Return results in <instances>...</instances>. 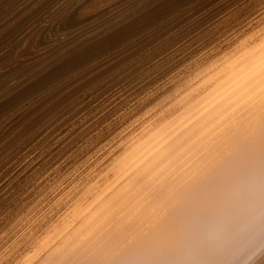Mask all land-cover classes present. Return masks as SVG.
<instances>
[{"label": "bare ground", "instance_id": "bare-ground-1", "mask_svg": "<svg viewBox=\"0 0 264 264\" xmlns=\"http://www.w3.org/2000/svg\"><path fill=\"white\" fill-rule=\"evenodd\" d=\"M157 2L61 0L1 55L0 264H264V0L42 100Z\"/></svg>", "mask_w": 264, "mask_h": 264}, {"label": "rangeland", "instance_id": "rangeland-1", "mask_svg": "<svg viewBox=\"0 0 264 264\" xmlns=\"http://www.w3.org/2000/svg\"><path fill=\"white\" fill-rule=\"evenodd\" d=\"M8 1V2H7ZM14 1V2H13ZM17 1V3H16ZM20 1V2H18ZM55 0H0V57L1 55L5 54L6 50H12L14 44H17V41L20 37V35L24 34L26 31H28V29H30L31 27L34 26V24H37L38 22L41 21V19H43L45 17V15L47 16V14H49L51 12V10L53 9V7H55L58 3H60L61 0H56L55 3H53ZM158 1L157 3H155L154 5L152 6H148L145 10L146 11H141L140 13L138 12L137 15H135V17L132 19V20H129V23H127L129 26L126 27L124 29V27H121L120 29H118L117 31L122 30L119 32V35H122V36H119L118 33L115 37H113L110 41L108 42H105V44H102L100 46H98L99 49H95L94 51H90L88 53H84L78 57H76V59L74 61H72V66L74 67H77L78 69L74 70L75 72H71L72 74L69 76L65 75V77L61 78V81L57 80V83L54 82L53 85L51 86V89L49 88L47 90V92H43V99H46L48 98V95L46 94H49L50 92L48 91H53L52 93L55 94V93H59L61 91H59V87H61L63 85V89H67L69 87V85L71 83H73V81H76L78 80L79 78L81 77H84L83 75L86 73L87 75L90 73V72H93V71H97V70H100V69H103V68H107L108 66H111L112 63L115 64L117 62H119L120 60H127L128 57L130 56L132 59H137L139 57L142 58L144 57L143 55L147 54L149 51H152V49L150 50V47L153 48L154 50V47L156 45V43L158 42L157 40H160L162 42V40L164 41L165 39L167 40V36H171L174 32H177V31H180V30H183L185 31V29L191 25V23L193 24L194 21L196 22L197 20L200 19V17H203L206 13H209L211 11H213L214 9H216L215 7L217 6V8L219 6H222L226 0H218L216 2V0H156ZM163 1V2H162ZM183 1V3H182ZM211 1V2H210ZM213 1L214 4H213ZM11 2H13V4H11ZM27 2V3H26ZM30 2V4H28ZM37 3V4H34V3ZM44 2H45V5H44ZM48 2V3H47ZM162 2V4H161ZM211 3V5L209 4ZM217 3V4H216ZM219 3V4H218ZM221 3V4H220ZM9 8H8V6ZM17 4V5H16ZM27 4V5H26ZM40 4V5H39ZM49 4V5H48ZM158 4V5H157ZM206 4V5H205ZM213 4V5H212ZM16 7H15V6ZM24 5V6H23ZM34 5L35 6V10L32 8V6ZM48 5V6H47ZM54 5V6H52ZM173 5V6H172ZM175 5V6H174ZM210 5V7H209ZM215 5V7H213ZM14 6V7H13ZM21 6V7H20ZM33 6V7H34ZM37 6V7H36ZM50 6V7H49ZM164 6V7H163ZM12 7V8H11ZM52 7V8H51ZM183 7V8H182ZM206 7V8H205ZM213 7V8H212ZM7 9V10H4V9ZM15 8V9H14ZM19 8V9H18ZM153 8V9H151ZM182 8V9H181ZM192 8V9H191ZM204 8V9H203ZM17 9V10H16ZM30 9V10H28ZM32 9V10H31ZM51 9V10H49ZM3 10V11H2ZM24 10V11H23ZM175 12H174V11ZM206 10V11H205ZM209 10V11H208ZM26 11V12H25ZM30 11V12H29ZM160 11V12H159ZM165 11V12H164ZM172 11V12H171ZM177 11V12H176ZM190 11V12H189ZM199 13H197V12ZM200 11L202 13H200ZM205 11V13H203ZM33 14H32V13ZM36 12V13H35ZM162 12V13H161ZM171 12V13H169ZM18 15H17V14ZM31 13V14H29ZM40 13V14H39ZM47 13V14H46ZM157 13V14H155ZM178 13V14H177ZM2 14V15H1ZM6 14V16H5ZM35 14V15H34ZM39 14V15H38ZM160 14V15H159ZM177 14V15H176ZM183 14V15H182ZM190 14H193L191 16H188ZM10 15V16H9ZM27 15V16H25ZM30 15V16H28ZM36 15L38 17H36ZM155 15V16H154ZM175 15V16H174ZM188 18H187V16ZM4 16V17H3ZM23 19H21L22 17ZM34 16V17H33ZM179 16V17H178ZM186 16V17H184ZM193 16V17H192ZM9 17V18H8ZM15 17V18H14ZM17 17V18H16ZM173 17V18H172ZM191 17V18H190ZM30 20H29V19ZM35 18V19H34ZM38 18V19H37ZM154 18V19H153ZM5 19V20H4ZM34 19V20H33ZM37 19V20H36ZM40 19V21H39ZM146 19V20H145ZM187 19H191L189 21L186 20V22L184 23V21ZM8 20V22H7ZM13 20V21H12ZM16 20V21H14ZM18 20V21H17ZM37 22H36V21ZM136 20V21H135ZM27 23H26V22ZM130 21H131V24H130ZM170 21V22H169ZM16 22V23H15ZM31 22V23H30ZM36 22V23H34ZM4 23V24H3ZM9 23V24H8ZM15 23V24H14ZM25 23V24H24ZM33 23V24H32ZM161 23V24H160ZM177 23V24H176ZM185 25H184V24ZM190 23V24H189ZM3 24V25H2ZM6 24V25H5ZM17 24V25H16ZM21 24V26H20ZM179 24V25H178ZM5 25V26H4ZM100 27L102 25H104V22L103 21H100L96 27ZM131 25V26H130ZM178 25V26H177ZM184 25V26H183ZM188 25V26H187ZM6 26H10V27H6ZM23 26H24V29L25 31L22 32L23 29ZM170 26V27H169ZM177 26V27H176ZM14 27V28H13ZM16 27V28H15ZM20 27V29H18ZM174 29H173V28ZM180 27V29L178 28ZM6 28L8 30H6ZM10 28V29H9ZM28 28V29H27ZM135 28V29H134ZM5 29V30H4ZM15 29V30H14ZM129 29V30H128ZM131 29V30H130ZM11 32H10V31ZM19 30V31H18ZM21 30V31H20ZM125 30V31H124ZM135 30H139V31H135ZM163 30V31H162ZM165 30H167L165 32ZM14 31V32H13ZM17 31V32H16ZM127 31V32H126ZM129 31V32H128ZM132 31V32H131ZM145 31V32H144ZM162 31V32H161ZM10 32V33H9ZM17 34H16V33ZM68 33V32H67ZM115 33V31L113 32ZM123 33V34H121ZM128 33V34H127ZM141 33V34H140ZM157 33V34H156ZM165 34V36H163V34ZM8 34V35H7ZM12 34V35H11ZM14 34V35H13ZM65 34V33H63ZM126 34V36L124 35ZM166 34H168L166 36ZM61 35V34H60ZM59 35V36H60ZM146 35V36H145ZM3 36V37H2ZM8 36V37H6ZM13 36V37H12ZM15 36V37H14ZM117 36L119 37H122V38H118ZM6 37V39H5ZM117 37V38H116ZM9 40H8V39ZM14 38V39H13ZM128 38V39H127ZM150 38L152 40L156 39L155 41H152L150 40ZM161 38V39H160ZM4 39V40H3ZM118 39V40H117ZM9 43H8V41ZM115 40V41H114ZM3 41V42H2ZM5 41V42H4ZM15 41V42H14ZM152 41V43H151ZM7 44H3V43H6ZM11 42V43H10ZM115 42V43H114ZM147 46H146V44ZM108 43V44H107ZM111 43V44H110ZM117 43V45H116ZM13 44V45H12ZM110 44V45H109ZM113 44V45H112ZM115 44V45H114ZM123 44V45H122ZM5 45V46H4ZM106 45V46H105ZM133 45V46H132ZM142 45V46H141ZM3 46V48H2ZM113 46V47H112ZM138 46V47H137ZM141 46V47H140ZM106 47V48H105ZM109 47V49H108ZM128 47V48H127ZM132 47V48H131ZM134 47V48H133ZM143 47V49H142ZM146 47V48H144ZM10 48V49H8ZM121 48V49H119ZM123 48V49H122ZM141 48V49H139ZM149 48V49H148ZM111 49V50H110ZM129 49V50H128ZM131 49V50H130ZM114 50V51H113ZM125 50V51H123ZM137 50V51H135ZM141 50V51H139ZM147 50V51H146ZM3 51V53H2ZM116 51H119L116 53ZM122 51V55H121V52ZM127 51V52H126ZM131 51V52H130ZM139 51V53H138ZM144 51V52H142ZM110 52V53H109ZM116 54H115V53ZM124 52V53H123ZM126 52V53H125ZM114 53V54H113ZM120 53V55H119ZM131 53V54H130ZM145 53V54H144ZM90 54V55H89ZM105 54V55H104ZM128 54H130L128 56ZM141 54V56H140ZM95 55V57L93 56ZM98 55V56H97ZM100 55V56H99ZM103 55V56H102ZM108 55V56H107ZM111 55V56H109ZM114 55V56H113ZM116 55V56H115ZM119 55V56H118ZM126 55V56H125ZM88 56V57H87ZM138 56V57H137ZM3 57V56H2ZM103 57V59H101ZM109 57V58H108ZM112 57V58H111ZM117 57V58H115ZM121 57V58H119ZM95 58V59H94ZM119 58V59H118ZM105 59V60H104ZM108 59V60H106ZM110 59L112 61H110ZM99 60V61H98ZM103 62H102V61ZM119 60V61H117ZM75 62V63H74ZM79 64H78V63ZM91 62V63H90ZM108 63V64H107ZM76 64V65H75ZM104 64V66H103ZM101 65V66H100ZM71 66V67H72ZM79 66V67H78ZM82 66V67H81ZM84 66V67H83ZM88 66V68H87ZM91 68H90V67ZM97 66V68H95ZM19 68H16V70H13L12 72H10L9 74L7 73L5 77H3L2 81L0 80V83L4 82V78L5 80L7 78H9V76L11 77L12 75H14L16 72L17 73H20L22 71V66H18ZM81 67V68H80ZM103 67V68H102ZM99 68V69H98ZM82 69V70H80ZM90 69H92L90 71ZM94 69V70H93ZM19 72H18V71ZM78 70V71H77ZM85 70V71H84ZM77 71V72H76ZM80 71V72H79ZM84 71V72H83ZM89 72V73H88ZM80 73V74H79ZM83 73V74H82ZM78 75L79 78L76 79V76L75 75ZM73 75V76H72ZM77 76V77H78ZM69 77V78H67ZM71 78V79H70ZM71 80V81H70ZM59 81V82H58ZM63 82V83H62ZM71 82V83H70ZM70 83V84H69ZM3 84V83H2ZM58 84V86H57ZM80 84V83H79ZM61 85V86H60ZM66 85V86H64ZM55 87V88H53ZM58 89V90H56ZM56 91V92H54ZM59 91V92H57ZM40 104V103H39Z\"/></svg>", "mask_w": 264, "mask_h": 264}]
</instances>
